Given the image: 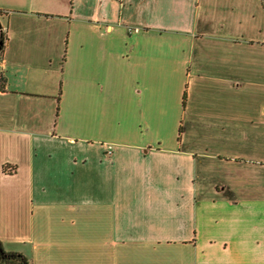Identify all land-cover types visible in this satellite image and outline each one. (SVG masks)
<instances>
[{"label": "crops", "instance_id": "crops-1", "mask_svg": "<svg viewBox=\"0 0 264 264\" xmlns=\"http://www.w3.org/2000/svg\"><path fill=\"white\" fill-rule=\"evenodd\" d=\"M0 24L6 251L264 264V0H0Z\"/></svg>", "mask_w": 264, "mask_h": 264}, {"label": "trees", "instance_id": "trees-1", "mask_svg": "<svg viewBox=\"0 0 264 264\" xmlns=\"http://www.w3.org/2000/svg\"><path fill=\"white\" fill-rule=\"evenodd\" d=\"M5 42L6 39L4 32L2 28H0V55H2ZM5 84H6V80L4 76L0 74V92L5 90ZM184 102H185V96L183 98V105ZM181 134H182V129L180 128L178 133V140H180ZM13 170L14 169L12 167H8V166L4 167V171L6 172H11ZM0 264H31V262L27 257H25L21 253L6 251L3 247L2 242L0 241Z\"/></svg>", "mask_w": 264, "mask_h": 264}, {"label": "built area", "instance_id": "built-area-1", "mask_svg": "<svg viewBox=\"0 0 264 264\" xmlns=\"http://www.w3.org/2000/svg\"><path fill=\"white\" fill-rule=\"evenodd\" d=\"M2 60V55H0V61Z\"/></svg>", "mask_w": 264, "mask_h": 264}, {"label": "water", "instance_id": "water-1", "mask_svg": "<svg viewBox=\"0 0 264 264\" xmlns=\"http://www.w3.org/2000/svg\"><path fill=\"white\" fill-rule=\"evenodd\" d=\"M0 28H1V24H0Z\"/></svg>", "mask_w": 264, "mask_h": 264}]
</instances>
